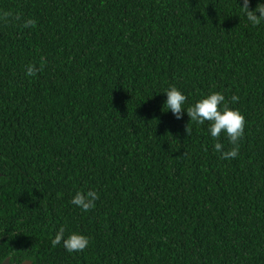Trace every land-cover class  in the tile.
<instances>
[{
    "label": "trees",
    "instance_id": "obj_1",
    "mask_svg": "<svg viewBox=\"0 0 264 264\" xmlns=\"http://www.w3.org/2000/svg\"><path fill=\"white\" fill-rule=\"evenodd\" d=\"M242 6L0 0L21 17L0 23V264H264V21ZM214 91L246 118L233 159L187 115ZM61 226L88 247H53Z\"/></svg>",
    "mask_w": 264,
    "mask_h": 264
},
{
    "label": "clouds",
    "instance_id": "obj_2",
    "mask_svg": "<svg viewBox=\"0 0 264 264\" xmlns=\"http://www.w3.org/2000/svg\"><path fill=\"white\" fill-rule=\"evenodd\" d=\"M245 12L247 19L254 25L261 24L264 21V3H258L254 10L249 8V0H243L241 7ZM257 12L259 15H257ZM21 17L12 10H0V23L4 25L12 24L19 21ZM36 26L34 19H27L23 22V27L32 28ZM41 67L36 64H29L26 66V75L35 76ZM167 99L165 105L171 110L177 119H181L184 105L187 101V96L179 90L175 85L169 87L166 91ZM239 97L233 95L231 97L232 103L238 102ZM190 120L197 124H204L205 121L210 122V134L217 140L214 144V150L221 153V159H233L239 154V141L244 136V128L246 118L241 114L238 108L229 107L225 103V96L221 92H211L198 100L194 105L186 109ZM187 134L190 128L186 126ZM225 133L229 142L233 145L231 150L223 151V145L219 142L221 133ZM99 199V194L94 190L78 191L72 199V203L80 207L83 211H89L94 207L95 201ZM65 229L63 226L59 228L55 237L52 239V246L63 243L64 248L69 253L81 252L89 245V237L86 235L73 232L65 238Z\"/></svg>",
    "mask_w": 264,
    "mask_h": 264
},
{
    "label": "water",
    "instance_id": "obj_3",
    "mask_svg": "<svg viewBox=\"0 0 264 264\" xmlns=\"http://www.w3.org/2000/svg\"><path fill=\"white\" fill-rule=\"evenodd\" d=\"M1 264H8V259H6L5 261H3ZM24 264H29V263L27 262V263H24Z\"/></svg>",
    "mask_w": 264,
    "mask_h": 264
}]
</instances>
